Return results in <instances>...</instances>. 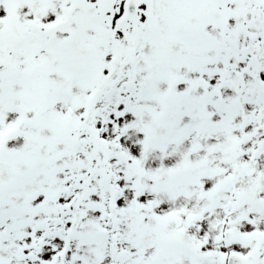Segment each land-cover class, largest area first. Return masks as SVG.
Here are the masks:
<instances>
[{
	"label": "snow or ice",
	"instance_id": "1",
	"mask_svg": "<svg viewBox=\"0 0 264 264\" xmlns=\"http://www.w3.org/2000/svg\"><path fill=\"white\" fill-rule=\"evenodd\" d=\"M0 264H264V0H0Z\"/></svg>",
	"mask_w": 264,
	"mask_h": 264
}]
</instances>
